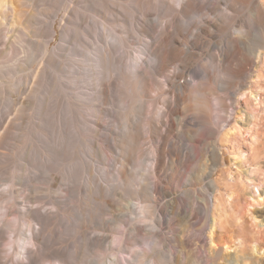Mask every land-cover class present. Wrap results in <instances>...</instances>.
I'll list each match as a JSON object with an SVG mask.
<instances>
[{"label":"rangeland","instance_id":"obj_1","mask_svg":"<svg viewBox=\"0 0 264 264\" xmlns=\"http://www.w3.org/2000/svg\"><path fill=\"white\" fill-rule=\"evenodd\" d=\"M96 2L24 0L16 13L0 11V262L15 264L26 254L33 264H56L44 253L62 252L64 264H113L115 257L116 264H235L223 257L245 253L240 264H264V63L257 79L231 82L225 74L247 52L245 8L196 0L199 10L184 15L179 0ZM174 16L185 41L200 48L184 100L194 105L201 89L211 116L204 142L219 147L205 178L204 152L191 147L204 128L197 113L188 112L184 126H171L165 114L168 97L172 108L181 106L179 91L162 92L175 66L143 87L133 76L137 57L145 70L155 64L160 30ZM206 22L216 26L198 35ZM235 80L243 87L236 90ZM216 97L237 109L227 116ZM156 145L164 165L155 173ZM168 188L180 216L162 195ZM28 225L51 238L47 248L32 244ZM210 237L223 257L208 256Z\"/></svg>","mask_w":264,"mask_h":264},{"label":"bare ground","instance_id":"obj_2","mask_svg":"<svg viewBox=\"0 0 264 264\" xmlns=\"http://www.w3.org/2000/svg\"><path fill=\"white\" fill-rule=\"evenodd\" d=\"M96 1L97 0H94V3ZM99 1L100 2H103V1L106 2V0H99ZM233 1H235L237 4L243 6L246 10L245 23H246V27H247V29H246L247 52H246V54L243 55L244 61H241L236 56L237 62L236 63L230 62V64L226 67L227 72H225V74L229 78L228 80H230L231 82L235 78H239L241 76L243 77V75H247L249 77H254L257 79L260 76V72H261L260 63L261 62L264 63V5H263L264 0H233ZM23 2H24V0H0V11L2 13L7 12L8 14L9 13H12V14L16 13L17 12L16 3L22 4ZM90 2H91V0H90ZM100 2L97 1L96 3L98 4ZM178 3H179V6L181 5L183 7V14L184 15H188L191 12L198 11L200 8L198 3L196 2V0H179ZM93 4H91V6H93ZM146 6H148V5H146ZM178 21H179V18L174 16L173 19H171L170 22L165 23V25L163 26L164 28H162L160 30L161 33H163V36H162V38L160 37L161 41L160 40L157 41L158 43L160 41V45L156 46V47L154 46L156 49L153 51L155 64H153V65L149 64L148 68L145 70L146 67H142V64L144 63L145 60L142 57H137L136 63H135V67H137V68H135V71L133 72V76L138 82H140V86L143 87L144 86V84H142L143 80H147L149 77L154 78L155 76H163L165 71H167L171 66H173V65L175 66V69L173 68L175 71L173 70L172 75L167 77L165 80H163L164 81L163 85L165 84L166 88L164 86V89H162V92L167 94V93H170V90L179 91V94L177 96L176 101L179 104H181V106L177 107V108H175V107L172 108L170 102L167 101V99L169 98L168 97L165 100V102L163 100L164 109L166 110L165 114L167 116V119L170 121L169 123L171 124V126H173V125L184 126L187 123L186 122L187 121L186 120V114L188 112H191V111H194L195 113H197V116L200 119L199 121H201V125L204 128L200 131L195 132L192 135L191 147H192L194 152H202V153L204 152L206 162H204L202 165V170H201V174L199 175V177L205 178V176H207L209 174V172L211 171V169L215 165V163L220 160L219 153H218L219 147H218L216 141L212 142L209 140L208 142H204L207 139L206 129L209 128V125L211 124V120H210L211 116H210V112L206 110V109H209V106L207 104V99L203 96V92L200 91L201 89H196V96H195V104L194 105L187 103L184 100L186 97L184 94V91H186V89L188 88V80L186 79V75L188 73H191V71H192L193 57L197 56L195 49H198L199 45H197L196 43H193V42H191V44H189L185 41L184 38H186L187 35L185 34L184 29L180 26L182 24L179 25ZM173 24H176V25H174L175 27H173ZM202 24H203V26L199 27V30H198L199 31L198 35H200V36L208 33V31H210V28H209L210 26H212V27L216 26V24L214 22H206V23H202ZM168 26H172L173 30L175 29L174 32L171 31L172 33L171 32L165 33V29ZM48 31L54 33L55 30L53 29L52 25H49ZM236 47H237L236 40L234 39L233 40V48L236 49ZM106 56L109 59H111V55H110L109 51H107ZM98 64L101 66H104V64L101 63L100 60L98 61ZM141 70H145V71L142 72ZM98 75H99L100 83H102L103 79L105 77V72L100 71V72H98ZM210 77L211 76L209 75V73H207L205 75L203 85L207 84V81L210 79ZM180 79H182L183 81H180ZM235 83H236V85L235 84L234 85L236 86V90L243 87V83L241 81L237 82L235 80ZM246 85H247V83H246ZM105 91L106 90H102L103 95L106 93ZM215 99H216L217 104H219L223 110L225 109V112L228 114L227 116L232 115V112H230V111L237 109V105H234L235 102L227 105V104H225L223 97H216ZM223 122L228 123L226 118L223 119ZM169 128H171V127H169ZM149 129H150L149 131H152L154 129V127L150 126ZM231 130L229 129L225 133V135H224L225 138H229L230 135H232V132L234 131V129L232 132H230ZM212 131H213L212 134L217 133L216 130H212ZM189 132H191V130ZM127 137L130 139L131 144H135L137 142L136 134L129 131V130L127 132ZM154 151H155L154 171L156 173L161 168V166L164 164L162 161V154H161L160 145H156ZM175 156H177V154H175ZM124 174H125V169L121 170V175L124 176ZM99 190H100V192L102 191V193L103 192L111 193V192H109L110 190L106 189V187L105 188L99 187ZM162 195L170 197V207L173 208V210H176V212L178 211L176 213V215L180 216L181 214L179 213L180 210L178 208L175 193H173L168 188V189H164L162 191ZM13 206L14 205L12 203V207ZM14 209H15V207H14ZM192 210L193 211H191L190 214L184 215L183 218L186 220H189V216L191 217L196 209L193 207ZM32 212L33 211L30 208H27V207L25 208L24 214L27 216L26 217L27 219H28V217H32ZM7 213L8 212H5L4 215H6ZM2 217H0V218H2ZM36 217H37V219L39 218V216H37V215H36ZM49 219L50 218H48V220ZM0 221H1V219H0ZM42 224H44V223H42ZM212 226H213V224H211V226H210L211 230H212ZM8 227H9V225H8ZM28 230L30 231V233H29L30 240H31L33 245L37 246L40 249L47 248L48 242L51 240V238L47 239L46 237L39 235L38 233H36L37 231L35 232L33 230V228L30 226H29ZM222 240L224 241V239H222ZM210 242H211V244L213 243L214 247H211L209 249V255L208 256L212 259H218V257H220V255H221V257H223L224 254L219 247V242H215V239L211 238V237H210ZM231 242H232L231 238L227 239L224 242L225 251H227L228 249H230L232 247ZM242 252H244V251H242ZM21 255H22V257H20L17 260L18 262L16 261L17 264H33L35 262L34 261L35 258H30V257H28L29 255L27 256L26 254H24V255L21 254ZM244 255H245V253H244ZM244 255H234L233 260H230L229 258L225 259L224 257H223V259H224L225 263L232 262L235 264H240L241 262H245L247 260L246 255L245 256ZM44 256L51 258V259H54L57 262L56 264L66 263L64 254L62 252L44 253ZM25 259H28V261L26 260L27 262H25ZM16 262H15V264H16ZM116 262H117V258L115 257L114 259H112V263L116 264ZM217 262L218 261H216V264H219ZM0 264H2V263L0 262Z\"/></svg>","mask_w":264,"mask_h":264}]
</instances>
